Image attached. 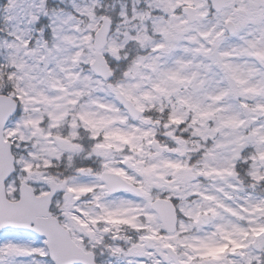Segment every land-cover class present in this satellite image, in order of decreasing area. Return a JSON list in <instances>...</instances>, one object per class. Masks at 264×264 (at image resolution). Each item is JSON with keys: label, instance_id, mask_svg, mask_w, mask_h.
<instances>
[{"label": "snow or ice", "instance_id": "6c2138e0", "mask_svg": "<svg viewBox=\"0 0 264 264\" xmlns=\"http://www.w3.org/2000/svg\"><path fill=\"white\" fill-rule=\"evenodd\" d=\"M0 264H264V0H0Z\"/></svg>", "mask_w": 264, "mask_h": 264}]
</instances>
